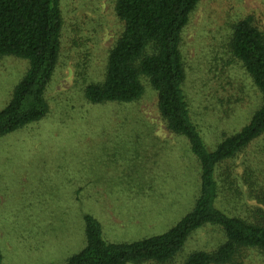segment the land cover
<instances>
[{
	"label": "rangeland",
	"instance_id": "rangeland-1",
	"mask_svg": "<svg viewBox=\"0 0 264 264\" xmlns=\"http://www.w3.org/2000/svg\"><path fill=\"white\" fill-rule=\"evenodd\" d=\"M61 7L62 46L46 91L49 111L0 137L6 264L65 262L85 246L86 214L100 222L108 241L161 234L193 209L200 194L199 162L188 139L167 129L146 80L135 102L85 97L86 85L104 78L121 29L114 0H61ZM248 14L264 30V0H201L183 34L185 92L211 149L247 124L261 103L252 79L226 51L232 23ZM27 68V59L0 56V110ZM263 147L264 135L238 155V176L244 164L264 158ZM222 240L218 227L199 228L167 264H182L188 253L213 250ZM232 264H264V253L245 249Z\"/></svg>",
	"mask_w": 264,
	"mask_h": 264
},
{
	"label": "trees",
	"instance_id": "trees-1",
	"mask_svg": "<svg viewBox=\"0 0 264 264\" xmlns=\"http://www.w3.org/2000/svg\"><path fill=\"white\" fill-rule=\"evenodd\" d=\"M201 0H114L121 24L108 55L104 78L85 87L91 103L139 100L146 80L156 92L167 129L185 136L200 166L195 206L167 231L133 241H108L100 222L85 219V246L59 264H167L199 228L214 225L222 242L198 249L182 264H232L245 249L264 253V158L235 159L264 135V30L253 14L232 23L226 51L261 94L249 122L210 148L192 117L185 92L183 34ZM64 25L61 0H0V56L28 60V68L0 110V137L38 121L49 111L47 86L59 62ZM264 157V147L262 148ZM245 188H244V187ZM255 203H249V201ZM0 264H6L0 247Z\"/></svg>",
	"mask_w": 264,
	"mask_h": 264
}]
</instances>
